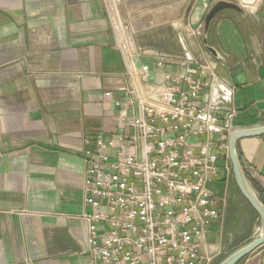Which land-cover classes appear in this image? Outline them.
I'll list each match as a JSON object with an SVG mask.
<instances>
[{"label":"crops","instance_id":"crops-1","mask_svg":"<svg viewBox=\"0 0 264 264\" xmlns=\"http://www.w3.org/2000/svg\"><path fill=\"white\" fill-rule=\"evenodd\" d=\"M219 1L240 12L221 11L205 34ZM256 15L264 20V0H0V264L87 263L82 139L126 126L103 99L105 91L116 99L123 82L119 33L142 63L170 73L181 67H155L153 56L183 58L180 37L188 57L212 64L233 87L236 130L264 125V23ZM236 153L264 203V136L239 140ZM213 187L224 205L208 242L223 250L242 241L245 217L244 239L250 227L260 231L232 175ZM244 264H264V245Z\"/></svg>","mask_w":264,"mask_h":264},{"label":"built area","instance_id":"built-area-1","mask_svg":"<svg viewBox=\"0 0 264 264\" xmlns=\"http://www.w3.org/2000/svg\"><path fill=\"white\" fill-rule=\"evenodd\" d=\"M198 27L196 33L199 34ZM123 82L103 99L126 126L82 139L86 264H214L222 249L207 241L224 205L213 184L232 175L228 135L236 130L233 87L206 61L153 56L181 72L152 70L117 35ZM130 38V37H129ZM130 40V39H129Z\"/></svg>","mask_w":264,"mask_h":264},{"label":"water","instance_id":"water-1","mask_svg":"<svg viewBox=\"0 0 264 264\" xmlns=\"http://www.w3.org/2000/svg\"><path fill=\"white\" fill-rule=\"evenodd\" d=\"M224 10L240 12V9L236 4L224 1L215 3L204 19L205 34H207L209 26L215 16ZM204 44L210 55L217 58L216 52L207 45L206 39H204ZM262 136H264V125L237 129L228 135V157L231 165L232 177L240 195L258 216L260 221V231L254 239L234 249L217 264H238L256 249L264 245V203L261 202L259 195L251 186L236 153V143L239 140Z\"/></svg>","mask_w":264,"mask_h":264},{"label":"rangeland","instance_id":"rangeland-1","mask_svg":"<svg viewBox=\"0 0 264 264\" xmlns=\"http://www.w3.org/2000/svg\"><path fill=\"white\" fill-rule=\"evenodd\" d=\"M254 17L258 20L257 23H264V20H262L261 19L262 17H260L259 15H256ZM243 220H244V225H247L243 229V233L247 234L246 232L248 230V224H247L248 222L246 223V221L248 220V218L245 217ZM211 227H212V230H215V228H217L216 225H213ZM249 232L250 233L248 234L249 235L248 238L244 239L243 237H244L245 234H242L241 235L242 241L240 240V236H237V237H234V242H232V243L230 242V244L225 245V248L222 250L221 255L215 260L214 264H217L218 262H220L225 256H227L235 248H237V247H239V246L251 241L252 239H254L255 236L258 235L259 231H255V229H252L250 227V231ZM236 242H238V244H236ZM238 264H244V259L241 262H239Z\"/></svg>","mask_w":264,"mask_h":264}]
</instances>
